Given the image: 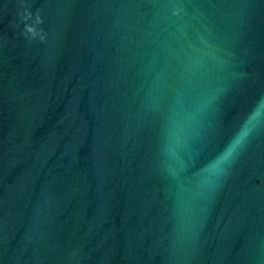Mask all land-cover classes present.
<instances>
[{
  "label": "water",
  "instance_id": "1",
  "mask_svg": "<svg viewBox=\"0 0 264 264\" xmlns=\"http://www.w3.org/2000/svg\"><path fill=\"white\" fill-rule=\"evenodd\" d=\"M0 264H264V0H0Z\"/></svg>",
  "mask_w": 264,
  "mask_h": 264
}]
</instances>
